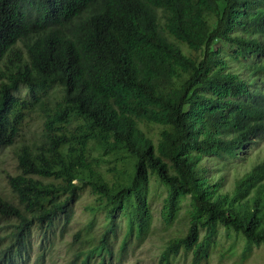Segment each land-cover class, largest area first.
Listing matches in <instances>:
<instances>
[{"label": "trees", "instance_id": "1", "mask_svg": "<svg viewBox=\"0 0 264 264\" xmlns=\"http://www.w3.org/2000/svg\"><path fill=\"white\" fill-rule=\"evenodd\" d=\"M262 135L264 0H0V151L15 155L0 264H40L85 190L104 222L70 234L71 261L125 264L152 230V180L164 227L188 203L156 264H211L241 242L243 263L264 244V157L231 190L203 158Z\"/></svg>", "mask_w": 264, "mask_h": 264}, {"label": "rangeland", "instance_id": "2", "mask_svg": "<svg viewBox=\"0 0 264 264\" xmlns=\"http://www.w3.org/2000/svg\"><path fill=\"white\" fill-rule=\"evenodd\" d=\"M13 147H3L0 151V183H4L2 179V170L12 171L14 168V152ZM239 155L232 157L222 152V154L209 155L203 158V164L208 171L209 179L212 183L219 184L220 188L233 189L236 182L241 178V176L257 161L264 157V135L255 137L251 142L245 144ZM264 183V179L262 180ZM166 193V188L164 185L157 184L155 180H152V185L150 187V205L151 210L154 215V222L152 230L149 235L141 243L140 247L136 248L134 252L128 257V261L125 264H156L158 260V254L160 253L163 242L168 240L171 236L177 235V230L185 229V222L187 221L186 213L188 211L186 202L180 218L177 221L171 223L170 226L164 227L161 224V207L162 201ZM94 195H92L88 190H85L80 198L75 202L74 206V218L70 224L71 231L66 234L67 236H59L56 241L55 246L47 254V257L40 264H78L71 261L72 250L75 246H69V243L74 242L71 235L72 232L77 231L81 227L87 224V221L92 217H95V227L101 228V224L104 222V210H98L93 214L89 206L94 203ZM0 234L4 233L3 224L6 223L4 219L0 220ZM96 223L98 225L96 226ZM122 225L125 224L123 220L119 221ZM41 237V230L39 227L35 229V245L37 249L38 239ZM72 240V242H71ZM231 238L222 237V243L224 247H227L231 242ZM68 246L71 251L69 253L64 252V248ZM242 242L239 243L238 252L223 257L222 260L219 259V254L215 253L213 255L211 264H264V244L253 245V250L249 255V259L241 263V250ZM37 257L33 256L30 259L29 264H34ZM189 259L178 256L172 264H187Z\"/></svg>", "mask_w": 264, "mask_h": 264}]
</instances>
